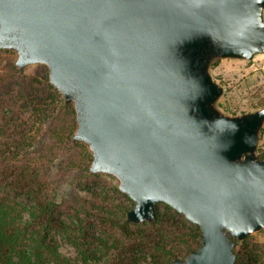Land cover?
Instances as JSON below:
<instances>
[{"label": "water", "instance_id": "1", "mask_svg": "<svg viewBox=\"0 0 264 264\" xmlns=\"http://www.w3.org/2000/svg\"><path fill=\"white\" fill-rule=\"evenodd\" d=\"M0 50L48 69L88 172L134 203L129 223L164 203L199 227L171 264H234L231 238L264 231V106L223 112L210 72L264 55V0H0Z\"/></svg>", "mask_w": 264, "mask_h": 264}, {"label": "trees", "instance_id": "2", "mask_svg": "<svg viewBox=\"0 0 264 264\" xmlns=\"http://www.w3.org/2000/svg\"><path fill=\"white\" fill-rule=\"evenodd\" d=\"M75 128L74 110L48 82L45 66L27 75L6 63L0 73V264H171L199 248V227L164 203L155 205L153 222L129 223L134 203L112 177L88 172L92 158L72 142ZM257 153L264 159V147ZM54 166L58 184L68 181L84 195L78 204L56 200L48 177ZM253 239L231 238L234 264H264ZM62 245L75 257L62 255Z\"/></svg>", "mask_w": 264, "mask_h": 264}, {"label": "rangeland", "instance_id": "3", "mask_svg": "<svg viewBox=\"0 0 264 264\" xmlns=\"http://www.w3.org/2000/svg\"><path fill=\"white\" fill-rule=\"evenodd\" d=\"M14 59L13 52L8 51V53L0 54V73L3 72L6 63L12 61L13 64ZM40 66H30L22 72L30 75ZM210 72L214 81L224 88V94L218 102V106L223 112L238 115L263 107L260 103L264 101V55L256 56L250 62L218 60L214 66H211ZM261 147H264V126L260 132L258 149ZM58 172V167L54 166L48 173L56 200L78 204L84 195L75 191L68 181L58 184ZM252 237L255 242L261 245L259 257L264 263V231H259ZM60 251L65 257H75L73 250L66 245H62Z\"/></svg>", "mask_w": 264, "mask_h": 264}]
</instances>
